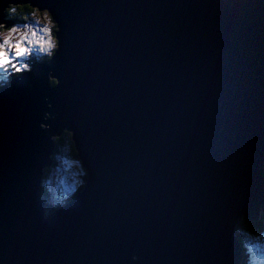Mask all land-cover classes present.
I'll return each instance as SVG.
<instances>
[{"label":"water","instance_id":"water-1","mask_svg":"<svg viewBox=\"0 0 264 264\" xmlns=\"http://www.w3.org/2000/svg\"><path fill=\"white\" fill-rule=\"evenodd\" d=\"M31 2L63 44L0 94V261L235 264L233 217L264 207V0ZM45 96L90 172L48 219Z\"/></svg>","mask_w":264,"mask_h":264},{"label":"clouds","instance_id":"clouds-1","mask_svg":"<svg viewBox=\"0 0 264 264\" xmlns=\"http://www.w3.org/2000/svg\"><path fill=\"white\" fill-rule=\"evenodd\" d=\"M61 25L48 7H41L31 0H0V94L11 91L14 82L25 80L24 87L33 89L35 85L30 76L36 65H51L60 53L63 40ZM47 86L55 90L61 80L50 69L47 72ZM45 110L42 112L38 127L50 133L48 140L54 146L49 153L50 164L40 170L39 200L43 203V217L48 219L54 212L66 207L88 187L90 172L85 166L72 127H63L58 134L51 133V124L56 116L51 111L50 98L43 97ZM57 115H59L57 113ZM69 145L76 156L73 161L75 177L60 197L53 198L49 182L45 179V169L55 168L58 172L67 163L65 154ZM231 241L236 252L235 264H264V207L260 208L254 218L239 212L233 217ZM3 264V261H0ZM130 264H142L137 254L130 256Z\"/></svg>","mask_w":264,"mask_h":264},{"label":"rangeland","instance_id":"rangeland-1","mask_svg":"<svg viewBox=\"0 0 264 264\" xmlns=\"http://www.w3.org/2000/svg\"><path fill=\"white\" fill-rule=\"evenodd\" d=\"M65 159L67 160V163H64L61 166V169L55 173V183L53 187H56L53 189V194L55 197H60L61 193L68 187L71 186L73 180L75 177L72 175V173L75 171V164L73 163L74 159L71 157L65 156ZM59 184H62V189L59 187Z\"/></svg>","mask_w":264,"mask_h":264},{"label":"trees","instance_id":"trees-1","mask_svg":"<svg viewBox=\"0 0 264 264\" xmlns=\"http://www.w3.org/2000/svg\"><path fill=\"white\" fill-rule=\"evenodd\" d=\"M67 154H68V157L75 159L76 153H75V151L71 145H69V150H68ZM54 171H55V168H51V169L46 168L45 169V177H47L46 178L47 181H49V177L51 178L53 176ZM49 188H50V186H49ZM46 194H48V193L46 192Z\"/></svg>","mask_w":264,"mask_h":264},{"label":"flooded vegetation","instance_id":"flooded-vegetation-1","mask_svg":"<svg viewBox=\"0 0 264 264\" xmlns=\"http://www.w3.org/2000/svg\"><path fill=\"white\" fill-rule=\"evenodd\" d=\"M46 178H47V177H45V179H46ZM52 180H53V182L55 181L54 178H53Z\"/></svg>","mask_w":264,"mask_h":264}]
</instances>
